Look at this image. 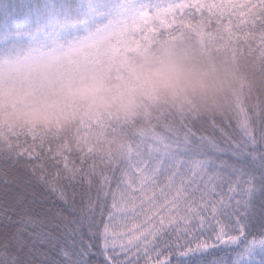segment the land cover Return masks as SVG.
Returning <instances> with one entry per match:
<instances>
[{
    "label": "snow or ice",
    "instance_id": "snow-or-ice-1",
    "mask_svg": "<svg viewBox=\"0 0 264 264\" xmlns=\"http://www.w3.org/2000/svg\"><path fill=\"white\" fill-rule=\"evenodd\" d=\"M8 38L79 60L175 41L264 59V0H61ZM97 151L0 129V264H264V105L108 126Z\"/></svg>",
    "mask_w": 264,
    "mask_h": 264
},
{
    "label": "trees",
    "instance_id": "trees-1",
    "mask_svg": "<svg viewBox=\"0 0 264 264\" xmlns=\"http://www.w3.org/2000/svg\"><path fill=\"white\" fill-rule=\"evenodd\" d=\"M61 0H0V50L8 38L35 31L48 21L46 6ZM10 54H0V91L26 92L33 100L53 102L63 107L68 123L44 128L0 120L4 131H28L60 137L80 150L114 149L117 144L108 127L125 121L148 122L163 114L175 113L190 118L230 114L234 109L264 105V59L243 48L201 45L192 41H175L158 46L94 52L79 60L51 56L33 50L25 40H16ZM162 49L184 52L221 62L229 72L224 93L214 102L194 98H177L153 102L142 100L136 114H119L94 105H83L70 99L66 90L76 83L98 85L112 104L119 105L134 91L133 78L137 63L148 54Z\"/></svg>",
    "mask_w": 264,
    "mask_h": 264
},
{
    "label": "clouds",
    "instance_id": "clouds-1",
    "mask_svg": "<svg viewBox=\"0 0 264 264\" xmlns=\"http://www.w3.org/2000/svg\"><path fill=\"white\" fill-rule=\"evenodd\" d=\"M229 83L228 69L221 62L180 49H162L138 61L134 91L119 105L112 104L103 90L91 82L73 84L66 94L83 105L134 115L145 99L156 102L188 97L214 102ZM0 120L44 128L68 123L63 107L37 102L26 92L12 89L0 91Z\"/></svg>",
    "mask_w": 264,
    "mask_h": 264
}]
</instances>
